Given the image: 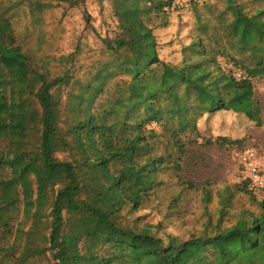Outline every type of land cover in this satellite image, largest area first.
Here are the masks:
<instances>
[{
    "label": "trees",
    "instance_id": "trees-1",
    "mask_svg": "<svg viewBox=\"0 0 264 264\" xmlns=\"http://www.w3.org/2000/svg\"><path fill=\"white\" fill-rule=\"evenodd\" d=\"M61 2L80 0H0V191L17 186L22 205L16 225L0 217V264H110L95 236L100 226L121 245L152 244L151 252L132 248L145 262L264 264V189H251L247 178L221 187L206 180L175 193L172 207L184 191L200 192L208 222L226 220L183 238L162 230L163 221L124 226L122 211L133 212V204L122 185L131 172L112 168L151 154L157 127L180 159L200 138L204 145L245 142L205 136L212 115L263 124L255 85L264 80V0H146L151 39L138 45L122 32L104 38L82 74L81 45L69 54L53 50L59 37L48 31L47 14ZM67 79L98 91L90 118L68 131L58 126L53 94ZM82 166L101 181L84 183ZM144 197L148 192L136 195L135 208Z\"/></svg>",
    "mask_w": 264,
    "mask_h": 264
},
{
    "label": "rangeland",
    "instance_id": "rangeland-1",
    "mask_svg": "<svg viewBox=\"0 0 264 264\" xmlns=\"http://www.w3.org/2000/svg\"><path fill=\"white\" fill-rule=\"evenodd\" d=\"M47 19L52 23L48 25V31L59 37L53 49L58 54H69L81 45L83 50L77 62L81 66L77 70L80 74L91 63L94 58L92 56L98 55L99 49L104 47V38L114 39L122 32L123 36L142 45L151 39L148 32L154 24L146 0H80L77 5L61 2L47 14ZM122 19H126L123 21L124 31L119 23ZM220 60L228 70L231 69L232 63L226 58ZM255 92L264 106V80L256 81ZM53 94L58 126L68 131L90 118L98 91L74 79H67L55 86ZM211 118L206 123L211 131L205 136H228L245 142L204 145L203 138H200L198 144L189 146L186 155L178 159L169 133L157 127L158 144L151 154H142L132 161L113 164L112 168L118 174L125 170L131 172L122 185V193L130 201L128 207L133 204V212L126 208L122 211L121 222L124 226L139 230L143 225L156 227L159 221H163L162 230L179 234L183 238L215 224L226 226L225 219L220 223L208 222L209 212H204L200 192L186 190L178 206L170 205L174 194L184 189L183 186L189 188L190 185L206 180L212 181L216 187H221L224 183L242 182L246 174L240 168L239 154L246 146H254L264 158L263 124L245 125L229 112L218 113ZM162 158L164 160L159 162ZM78 170L84 183L101 181L100 174L87 166ZM145 192H148L149 197L142 198L140 206L135 208L136 195ZM21 206L17 186L11 185L0 191V217L4 221L16 225L21 218ZM217 206V203L211 205L212 215L216 214L215 221ZM95 236L110 264H158L152 256L149 262L143 261L144 258L140 260L144 257L143 254H135L132 249L140 248L143 252H151L154 247L149 242L121 245L119 240L114 241L118 237L106 226H100ZM132 236L136 237L134 234Z\"/></svg>",
    "mask_w": 264,
    "mask_h": 264
},
{
    "label": "built area",
    "instance_id": "built-area-1",
    "mask_svg": "<svg viewBox=\"0 0 264 264\" xmlns=\"http://www.w3.org/2000/svg\"><path fill=\"white\" fill-rule=\"evenodd\" d=\"M241 76L240 72H237ZM240 168L249 180L250 188L256 191L264 189V158L254 146H246L239 154Z\"/></svg>",
    "mask_w": 264,
    "mask_h": 264
},
{
    "label": "crops",
    "instance_id": "crops-1",
    "mask_svg": "<svg viewBox=\"0 0 264 264\" xmlns=\"http://www.w3.org/2000/svg\"><path fill=\"white\" fill-rule=\"evenodd\" d=\"M263 125H264V107H263Z\"/></svg>",
    "mask_w": 264,
    "mask_h": 264
}]
</instances>
